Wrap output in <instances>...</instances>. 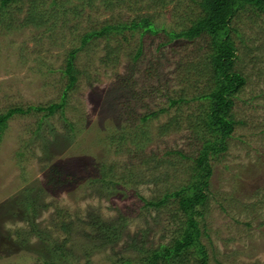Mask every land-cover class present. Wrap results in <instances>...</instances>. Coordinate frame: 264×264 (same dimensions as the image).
Segmentation results:
<instances>
[{
  "label": "rangeland",
  "instance_id": "1",
  "mask_svg": "<svg viewBox=\"0 0 264 264\" xmlns=\"http://www.w3.org/2000/svg\"><path fill=\"white\" fill-rule=\"evenodd\" d=\"M55 1L52 10V0H37L40 11H52L39 26L26 20L30 0L0 9L2 25L7 11L11 22L8 29L0 26V112L57 100L67 82L64 59L81 45L85 31L105 21L143 16L149 22L110 35L117 59L106 58L103 37L80 49L75 64L81 73L63 113L43 117L32 110L9 118L0 137V264H142L149 250L169 243L179 229L173 198L155 209L139 195L157 199L190 175L197 96L209 85L206 50L200 49L207 40L172 39L169 33L189 26L201 12L200 0ZM230 24L237 47L233 67L246 83L234 97L238 123L227 150L212 158L208 200L197 220L208 264H264V11L247 6ZM140 44L143 51L133 59ZM120 76L137 91L128 106L130 92L117 83ZM179 95L184 100L168 105L166 97ZM132 107L136 115L165 108L143 122V150L135 152L130 140L119 149L101 142L98 137L116 124L132 127L135 115L127 119ZM94 157L105 158L118 172L133 168L139 181L115 188L93 183ZM28 195L37 205V232L20 213L7 210ZM96 217L120 228L113 242L91 225Z\"/></svg>",
  "mask_w": 264,
  "mask_h": 264
},
{
  "label": "trees",
  "instance_id": "2",
  "mask_svg": "<svg viewBox=\"0 0 264 264\" xmlns=\"http://www.w3.org/2000/svg\"><path fill=\"white\" fill-rule=\"evenodd\" d=\"M30 11L26 17L27 22L35 23L36 26L44 24L52 11H40L37 0H30ZM14 0H0V9H8ZM56 1L52 0L50 8L55 6ZM201 12L189 24L179 30L169 33V36L174 38H187L189 41H194L197 38H204L207 40L206 45L201 46L200 49H205V67L209 73V85L205 88V92L200 93L197 98L201 103L199 115L196 116V124H192V137L194 139L196 148L194 154L189 155L193 159L190 175L188 179L174 187L172 191H166L161 197L157 199H150L140 194L144 199L145 205L151 208L166 207L173 198L177 202L175 207L181 218H179V229L176 235L173 236L169 243H162L155 249L149 250L145 255L142 264H187L192 260L193 264H208V255L205 244L202 242L203 230L198 224L197 216L201 215L200 207H203L208 200V185L209 178L212 173V158L220 155L221 152L227 150V138L235 129L238 123L234 116L232 107L234 105V97L244 88L246 77L234 70V59L236 57L237 47L231 37L230 30L231 20L236 14L246 8L247 6L264 11V0H200ZM53 10V9H52ZM3 11V10H2ZM54 13V11H53ZM7 18L2 25V18H0V26L2 30L11 27L10 15L3 13ZM52 18V17H51ZM146 17H140L138 20L130 19L129 22H114L105 21L90 30L85 31L81 35V45L69 49L68 54L64 59V66L61 68L62 72L67 77V82L64 86L63 92L55 101H49L44 104L13 105L7 107L0 112V137L2 132L8 125V120L12 115L17 113H30L34 110L35 113H42L43 117H49L59 111L63 113L65 103L69 90L76 87L79 80L80 69L75 64L77 53L82 49L91 39L95 37L106 38V58L113 55L115 59L117 56L115 48L109 42L110 35L123 34L127 30H132L137 27L148 24ZM143 31V30H142ZM143 51L142 44L139 45L137 51L132 54V58H137ZM114 59V60H115ZM132 65V64H131ZM127 76H120L119 85L127 86ZM126 80V81H125ZM121 86V87H122ZM127 92L130 96L124 101V105L128 106V99L135 92V88L128 85ZM128 94V95H129ZM127 95V96H128ZM166 95V94H164ZM183 95L177 97H166L168 105H173L181 100H184ZM129 112L131 114L127 119L133 118L134 124L131 128L128 126L119 128L118 125L103 133L98 139L106 145L116 146L117 149L125 141L130 140L133 143L135 152L143 150L147 132L144 129L143 122L148 118H152L165 111V108L158 110H147L143 113L137 114L133 107ZM127 112V111H125ZM140 119L142 123L136 124V120ZM178 122V119H175ZM69 127L75 130V125L72 121H68ZM170 122L164 126L165 130L170 129ZM133 150V151H134ZM180 152L184 156H188L181 149H173ZM172 150H166V153H171ZM91 165L95 170L94 175H91L90 181L97 182L105 187L115 188L117 186H125L133 184L137 179V173L127 166L122 172L115 171L114 165L107 162L105 158H92ZM29 196V195H28ZM21 199L19 202H11L7 205L8 211H13L15 215L21 214L23 219L33 226V230L37 232L35 219L37 216V205L33 197L29 196ZM178 219V218H177ZM62 225V224H61ZM91 225L102 232V237L110 242L115 240L119 234L115 224L102 220L96 217V220ZM123 226V225H122ZM40 233L41 237L44 235ZM45 238V237H44ZM120 264H131L125 260Z\"/></svg>",
  "mask_w": 264,
  "mask_h": 264
}]
</instances>
